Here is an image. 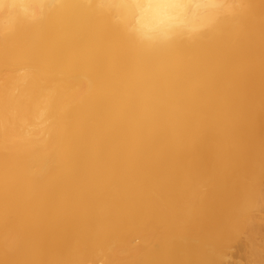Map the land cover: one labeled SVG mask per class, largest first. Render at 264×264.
Instances as JSON below:
<instances>
[{
    "label": "bare ground",
    "instance_id": "obj_1",
    "mask_svg": "<svg viewBox=\"0 0 264 264\" xmlns=\"http://www.w3.org/2000/svg\"><path fill=\"white\" fill-rule=\"evenodd\" d=\"M6 5L0 264H264V0Z\"/></svg>",
    "mask_w": 264,
    "mask_h": 264
},
{
    "label": "clouds",
    "instance_id": "obj_2",
    "mask_svg": "<svg viewBox=\"0 0 264 264\" xmlns=\"http://www.w3.org/2000/svg\"><path fill=\"white\" fill-rule=\"evenodd\" d=\"M49 2L53 5V6H58L59 4L62 3V0H49ZM6 0H0V12H3L5 7H6ZM37 17L33 16L32 19L35 20ZM182 25H177V27H181ZM12 30L6 23H5V18L0 17V35H4L7 31ZM174 38V33H168L163 35L162 37H160V39L163 40H169ZM143 39H147V40H156L157 38L155 37H144Z\"/></svg>",
    "mask_w": 264,
    "mask_h": 264
}]
</instances>
